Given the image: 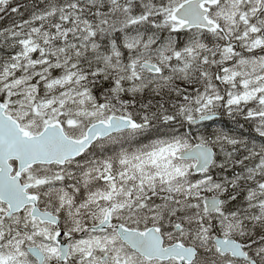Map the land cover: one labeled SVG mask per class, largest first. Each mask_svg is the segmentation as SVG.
<instances>
[{
  "label": "snow or ice",
  "instance_id": "6c2138e0",
  "mask_svg": "<svg viewBox=\"0 0 264 264\" xmlns=\"http://www.w3.org/2000/svg\"><path fill=\"white\" fill-rule=\"evenodd\" d=\"M0 264H264V0H0Z\"/></svg>",
  "mask_w": 264,
  "mask_h": 264
}]
</instances>
